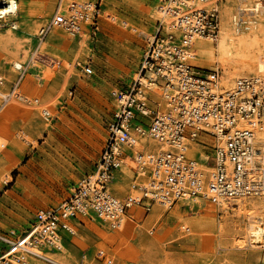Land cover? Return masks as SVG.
Wrapping results in <instances>:
<instances>
[{"label": "rangeland", "instance_id": "374dc122", "mask_svg": "<svg viewBox=\"0 0 264 264\" xmlns=\"http://www.w3.org/2000/svg\"><path fill=\"white\" fill-rule=\"evenodd\" d=\"M89 1L100 7L96 30L89 22L78 35L53 27L38 42V28L47 23L59 0H19L17 29L0 27L3 89L16 77L11 63L27 64L18 92L30 100L12 98L0 110V231L23 232L37 210L55 208L71 195L94 167L107 139L110 91L127 87L136 76L145 37L154 29L151 15L158 0ZM223 2V8L232 9L231 0ZM259 18L264 26V14ZM37 48L36 62L29 63ZM198 63L196 70L222 72L215 52L205 51ZM86 66L90 74L84 73ZM25 135L30 142L24 141ZM149 140L141 143L152 155ZM193 146L198 161L211 165L200 160L203 152ZM125 163L114 183L122 196L130 192L134 173V162ZM229 202L226 210L210 196L180 199L170 207H132L123 231L84 220L76 224L74 235H64L61 249L42 246L41 255L27 258L31 264H264V247L235 240L242 232L234 226L235 201ZM3 249L0 244V252ZM52 251V260L41 257Z\"/></svg>", "mask_w": 264, "mask_h": 264}, {"label": "built area", "instance_id": "2783aa9c", "mask_svg": "<svg viewBox=\"0 0 264 264\" xmlns=\"http://www.w3.org/2000/svg\"><path fill=\"white\" fill-rule=\"evenodd\" d=\"M18 1L0 0V26L16 22ZM220 1L197 7L188 0H158L161 15L150 37H145L138 76L127 87L109 93L113 104L107 139L94 167L59 206L37 210L23 232L0 231L4 248L0 264H12L11 257L31 264L24 253L31 247L54 246L66 234L74 235L76 224L84 223L81 218L116 229L132 207L148 210L151 203L170 207L180 199L206 197L209 192L226 201L264 192V70L236 78L225 88L217 69L203 72L190 63L194 39H214L218 34ZM66 7V11L53 13L40 28L39 38L52 25L70 34H77L87 22L97 29V2L70 1ZM13 69L16 77L9 89L18 95L25 69L21 63ZM83 71L92 72L89 66ZM141 77L162 89V103L154 100L151 86L144 85ZM2 81L0 76V85ZM257 133L262 137L257 138ZM146 135L168 149L153 155L134 151L136 138ZM190 143L200 147L204 161L211 163L207 173L201 169L206 164L188 154ZM128 158L134 162V173L130 192L122 196L114 183Z\"/></svg>", "mask_w": 264, "mask_h": 264}, {"label": "bare ground", "instance_id": "6f19581e", "mask_svg": "<svg viewBox=\"0 0 264 264\" xmlns=\"http://www.w3.org/2000/svg\"><path fill=\"white\" fill-rule=\"evenodd\" d=\"M71 1L81 2L79 0H71ZM214 1L215 0H205L204 2H201L200 0H188V4H194L197 7H209ZM223 1L224 0H221L218 4L219 24H218L217 36L214 39H210L208 37H196L193 41V47L196 48L194 49V52L189 55V57L192 59L193 65L198 66L199 55H202L203 53H205V51L215 52L216 61L218 62L220 68L222 69V72L219 73V83L223 87L229 88L233 84L236 78H243L249 76L247 74L250 72H253L250 75H258L264 70V39L261 38V36L264 35V26H262V24H259L260 22L259 17L260 15L264 14V0H231L232 9H228L227 7L223 8V6H225ZM226 1H230V0H226ZM69 2L70 1L68 0H59L58 6L55 11H57L58 9L66 11L67 10L66 4H68ZM18 13H19V1H18V12L16 15L13 16L16 17V22H14L13 24H8L7 26H0V27H6L5 29H11V30L17 29ZM152 14L153 15L151 16L154 18V21L156 17L161 15L157 7L153 9ZM237 15L240 17V20L245 22L244 25L245 29H242L240 20L239 21L237 20ZM51 18L53 17L51 16L47 21V23L50 21ZM166 20L168 21L169 18H166ZM41 27L38 28V31L35 35L38 38V42L42 41L43 39V37L39 38L37 36ZM53 27H58L61 30H64L58 25H52L49 28L48 32ZM243 30H246V32H244ZM80 33H83L82 29L77 34H71V35H78ZM150 35L151 34L149 33L147 34L146 37H150ZM208 41H212V42L214 41L215 45L214 46L210 45L211 43ZM37 54H38V48L34 49L30 53L28 62L29 63L36 62ZM20 63L21 62L16 60L13 61V63H11V69L13 72H15L13 69V65L14 64L17 65ZM21 64L23 65L24 69H26L27 64L26 65L24 63ZM135 75L136 76L134 77L136 78L138 74L135 73ZM0 76L2 77V79L5 78L2 73H0ZM141 81L144 85H147L149 87L151 86V90L154 95V100L162 103L163 102L162 89L158 88L156 85H151L145 77H141ZM4 84H5L4 81H2L0 85V88L2 87V91L0 90V99H1L0 110L4 106H6L12 98H16L25 102L30 101L24 95L18 94L19 95L18 96L17 94L11 93L9 87L6 90L3 89ZM5 95H7L6 96L7 99L3 100L5 99L4 98ZM33 101L37 102V99H33ZM42 113L49 114V111L43 108ZM260 137H262V134L257 133V138ZM146 138H150L147 147L148 150L153 149L154 152L152 153V155L154 153H159L161 150L168 149L167 145L161 144L152 137L146 135L144 137L136 138L135 146L133 150L136 151L137 149L141 148L145 152V155H149L147 153L146 147H144L143 143H141V140ZM205 138H207L206 140L209 142L212 140L209 136H205ZM24 141L26 143L30 142L28 136L24 138ZM193 145L194 143H190L188 154L198 159L199 156L197 157L194 154ZM205 159H206L205 155L202 154L200 156V160H205ZM128 161H130L131 163L133 162L131 158H128ZM201 169L204 171V173L210 171V167L208 165H201ZM207 196L215 198L218 205L224 210H226L229 207V205H231V203L229 202L231 200L226 201L225 199L216 196L213 193L209 192ZM186 199H190V198H186ZM233 200L235 201L233 204L236 205L237 208L236 211L238 213L237 216L238 219L235 220L234 226L235 227L239 226L242 232L241 235L236 236L235 240L239 245H242L247 241V243L252 246H255L256 244V247H264V192L260 193L257 196L242 197ZM159 213L161 212L159 211ZM81 220L88 221V219L86 218H81ZM125 220H126V216L124 215L116 229L123 231V226H124L123 224ZM61 244H62V239L57 241V243L54 246H48V248H54L56 250H59L62 248ZM258 244L261 245L257 246ZM41 250L42 249L40 247H31L30 250L27 251V253L23 254V257L24 258L26 257V259L28 260L27 257L29 256L31 257L33 255L35 256L41 255L40 254ZM54 254L55 252L52 251L48 254H43L41 257L48 260H52ZM11 262L12 264H21L17 262L14 257H11Z\"/></svg>", "mask_w": 264, "mask_h": 264}, {"label": "crops", "instance_id": "0c3cea01", "mask_svg": "<svg viewBox=\"0 0 264 264\" xmlns=\"http://www.w3.org/2000/svg\"><path fill=\"white\" fill-rule=\"evenodd\" d=\"M63 242V241H62Z\"/></svg>", "mask_w": 264, "mask_h": 264}]
</instances>
